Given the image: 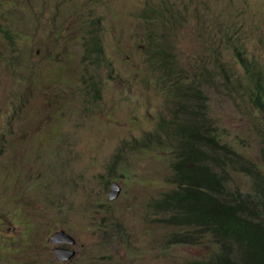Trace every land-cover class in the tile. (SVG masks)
I'll return each instance as SVG.
<instances>
[{
	"label": "rangeland",
	"instance_id": "374dc122",
	"mask_svg": "<svg viewBox=\"0 0 264 264\" xmlns=\"http://www.w3.org/2000/svg\"><path fill=\"white\" fill-rule=\"evenodd\" d=\"M95 28L100 60L83 62ZM153 40L202 82L200 109L224 140L263 163L264 114L252 88L240 90L252 76L238 54L264 74V0H0V264H180L210 253L169 245L173 229L150 207L172 174L160 118H175ZM202 66L222 67L235 88L193 73ZM150 130L162 141L144 148ZM61 230L75 242L60 245L66 261L51 243Z\"/></svg>",
	"mask_w": 264,
	"mask_h": 264
},
{
	"label": "trees",
	"instance_id": "16d2710c",
	"mask_svg": "<svg viewBox=\"0 0 264 264\" xmlns=\"http://www.w3.org/2000/svg\"><path fill=\"white\" fill-rule=\"evenodd\" d=\"M1 32L10 39L5 30ZM94 45L98 56L101 45ZM150 53L156 64L153 68L167 70L160 82L168 90L165 96L167 101H172L171 113L175 114L173 119L160 118L168 135L162 149L173 156L172 174L167 178L170 189L150 205L159 220L173 229L168 244L210 246L207 256L180 264H264V159L263 163L251 159L234 143L224 140V129L202 110L209 104L202 82L186 80L182 73L189 71L173 64L167 43L153 40ZM87 59L95 61L92 50L84 54L83 60ZM245 67L252 80L240 90L251 87L253 106L264 114V74L250 69L248 64ZM193 73L202 75L208 82L235 88L222 67L202 66L193 69ZM188 103L195 107L189 108ZM153 137L162 141L155 130L141 145L150 147ZM211 165H217L220 170L215 171ZM232 169H235L233 175ZM239 176L248 181L244 190L237 182Z\"/></svg>",
	"mask_w": 264,
	"mask_h": 264
},
{
	"label": "clouds",
	"instance_id": "9594fccd",
	"mask_svg": "<svg viewBox=\"0 0 264 264\" xmlns=\"http://www.w3.org/2000/svg\"><path fill=\"white\" fill-rule=\"evenodd\" d=\"M74 26L75 25H73V26H68L67 27V29H66V31L68 32V33H71V31L74 29ZM91 33H93V34H95V35H93V36H95V38H94V40H93V43L92 44H90V46L85 50V53L87 52V51H91L92 50V52H94V51H96L97 53H98V51L94 48L96 45H94L95 43H99V45H101V48H102V46H103V41H102V38H99V36L97 35L98 33H100V30L98 29V28H95V29H91V31H90ZM102 51V50H101ZM101 51H100V53H101ZM171 52V51H170ZM84 53V54H85ZM99 53V54H100ZM98 54V56H97V54H94L95 55V61L93 62V63H96V62H98L99 60H100V55ZM84 56V55H83ZM170 59H171V61L173 62V64L176 66V67H178L179 69L181 68L180 67V65H179V63H178V60H177V58H176V56L174 55V53H172L171 52V54H170ZM88 61H90L89 59H87L86 60V62H88ZM83 62H85V60H83ZM91 62V61H90ZM238 62H239V64L245 69V71L249 74V75H251V73H250V71L249 70H247L246 69V67H245V64H248L249 65V67H250V69H252V70H254V71H259L260 69H257L256 67H254L252 64H251V62L246 58V57H244V56H241V55H239L238 54ZM261 71V70H260ZM229 80H230V82L232 81V78H230L229 77ZM167 103H169V104H171V107H170V112H171V109L173 108V104L171 103V102H169V101H167ZM253 104V103H252ZM258 130H259V133H263V131H264V123H263V125H262V129H259L258 128ZM150 132H153V130H150ZM238 150L240 151V152H242L239 148H238ZM242 153H244V152H242ZM262 155H264V148H263V150H262ZM165 154L167 155V157L170 159V162H171V164H172V161H173V156L169 153V151L167 150V151H165ZM246 154V153H245ZM247 155V154H246ZM248 156V155H247ZM248 157H250V156H248ZM264 159V158H263Z\"/></svg>",
	"mask_w": 264,
	"mask_h": 264
},
{
	"label": "water",
	"instance_id": "95a60500",
	"mask_svg": "<svg viewBox=\"0 0 264 264\" xmlns=\"http://www.w3.org/2000/svg\"><path fill=\"white\" fill-rule=\"evenodd\" d=\"M120 189L117 184H113L109 192V197L111 200H114L118 197ZM51 243L56 246L54 252L57 256V259L60 261H66L71 258L72 251L66 250L60 247L62 244H74L73 238L67 234L65 231L61 230L56 232L51 237Z\"/></svg>",
	"mask_w": 264,
	"mask_h": 264
}]
</instances>
